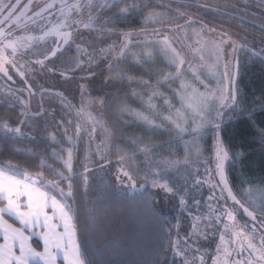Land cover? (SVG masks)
<instances>
[{"label":"snow or ice","instance_id":"obj_1","mask_svg":"<svg viewBox=\"0 0 264 264\" xmlns=\"http://www.w3.org/2000/svg\"><path fill=\"white\" fill-rule=\"evenodd\" d=\"M150 8L151 3L144 0H0V77L11 82L0 93V99L21 107L15 123L7 117L0 118V136L16 141L27 137L34 145H42L44 153L51 148V156L60 164L59 169H53L41 154L38 170L33 173L11 158L0 161V264H93L79 238L76 197L81 189L87 194L89 174L94 166L105 167L113 151L121 162L115 176L117 183L127 180L125 186L133 190L150 186V201L158 202L156 198L162 195L191 221L183 235L179 215L171 226L161 225L167 247L160 245L154 264H169V257L171 264H264V177L246 179L234 187L229 173L238 157L221 135L225 119H233L243 102L236 84L239 61L226 57L224 45L232 53L243 50L258 58H264V47L246 45L227 33L205 36L206 30L216 32V28L197 26L187 18V27L176 25L170 31L154 27V40H141L135 31L122 26V22ZM164 19L165 16L149 12L144 22ZM171 31H175L179 44ZM137 43L147 46L144 55L148 60L156 53L166 58L169 71L159 70L158 74L165 83L179 81V86L171 99L164 97L167 115L158 114L151 119L142 112L135 115L153 128L170 129L169 135L174 133L176 137L174 143L184 145L182 159H157L149 155L155 149L142 140L133 141L131 152L114 146L113 133L104 120V113L114 100L100 93L96 94L98 99H93L84 84L80 85L79 105L57 94L63 115H56L55 108L49 106L51 122L42 101L36 109L31 107L30 98L36 95L34 78L58 74L67 79V71H60L61 68L85 73L81 79L89 86L95 83L92 78L96 71L107 68L113 76L102 77V83L110 85L106 90L115 91L119 85L114 81L125 78L117 71L119 64ZM68 53H72L71 57ZM136 59L139 62L142 57ZM13 72L24 88L13 87ZM188 73L191 79H186ZM141 83L153 87L147 80ZM115 103L121 111H129L122 101ZM97 104L98 108H93ZM149 108H154L151 97ZM81 116L87 117L89 126L81 123ZM260 127L264 139V125ZM206 138L211 139L212 147L209 159L204 161L202 143ZM85 142L87 148L82 149ZM81 151L82 167L77 171L75 161ZM138 153L146 158L145 183L141 185L133 179L140 172L124 166ZM201 167L211 179L200 177ZM181 172L187 174L182 184L175 179ZM205 185L209 188L206 211L201 208L203 200L190 199L193 190L199 192Z\"/></svg>","mask_w":264,"mask_h":264},{"label":"trees","instance_id":"obj_2","mask_svg":"<svg viewBox=\"0 0 264 264\" xmlns=\"http://www.w3.org/2000/svg\"><path fill=\"white\" fill-rule=\"evenodd\" d=\"M144 2H150L151 8L122 22L123 27L135 32L141 31L142 28L143 31L153 30L154 27L168 31L174 29L176 25H185L187 18L197 26L207 25L216 28V32L206 30L205 33L209 35L227 33L233 39L239 38V41L246 45L257 49L264 47L261 43L264 38L262 37L264 0H144ZM149 12L153 15L165 16V19L145 24L144 17L149 15ZM71 55L72 53H68V57ZM136 57L142 59L138 62ZM236 59L239 61L236 84L243 102L233 119H225L221 135L225 143L230 146L231 152L238 157L237 163L229 173V181L234 187H239L241 181L264 177V139L260 127L264 125V58L250 57L245 51L240 50L236 53ZM144 60L147 59L143 53L137 54L136 50L130 49L117 69L125 78L122 81H114L119 85L115 91L106 90L109 87L100 89L101 78L110 75L111 77L106 79H111L113 73L107 68L98 69L92 78L95 83L91 84L93 85L91 97L98 99L96 94L100 93L114 100L112 106L104 113V120L113 133L114 146L131 152L130 146L133 141L142 140L155 149L149 155L157 159H182L184 145L174 143L176 137L174 133L169 135L170 129L163 128L164 130L159 131L157 128L148 127L132 114L131 104L136 95L147 93L152 89L141 83L144 80L151 82L153 79L141 64ZM60 71L72 73L71 69L61 68ZM128 77H131V80ZM3 85L8 87L6 84ZM2 92L0 90V93ZM66 98L69 100V97ZM55 100L58 102L60 99L55 96ZM115 101H122L123 106L129 111H121ZM84 103L86 105L87 101ZM93 108H98V104ZM20 112L19 104L0 99V116L7 115L9 119L11 117L18 120ZM79 119L86 127L89 126L86 116H81ZM49 131L52 129L49 128ZM69 134L71 135V131ZM81 147L86 149L87 143L85 142ZM211 147V139L206 138L202 143L204 161L209 159ZM17 149L22 151L17 152ZM23 149L32 151H23ZM51 152L50 148L44 153L42 145H34L27 137L16 141L0 136V161L11 158L14 163H19L22 169L27 168L33 173L38 170L41 154L53 169L60 168L59 162L51 156ZM169 153H172V156H169ZM83 155L84 151L78 153L79 159L75 161L77 171L82 167ZM109 161L105 165L108 168L107 178L100 174L99 181L95 182L93 173L99 166H94V171L89 174L91 179L87 194H83L82 189L77 193L81 243L93 264H154L160 245L163 243L167 247V241L163 240L161 225L171 226L172 221L179 215L181 235H183V229L189 227L191 221L186 213L180 214L177 207L175 209L173 207L170 211L164 210L162 195L156 198L158 202L150 201L148 199V193L152 191L150 186H146V190L132 192L118 190L114 181L110 179L113 171L117 174L118 165L121 163L115 151L109 155ZM204 161H201V164ZM145 164L146 158L143 153H138L133 160L124 162L126 168L131 166L132 169L140 172V175L133 177L137 184L145 183L143 179ZM186 175V172H181L175 179L182 184ZM199 175L206 180L204 167L200 168ZM208 191L207 185L199 192L193 190L190 199L196 197L204 203ZM191 207L194 209L195 205ZM203 207L202 204L201 208Z\"/></svg>","mask_w":264,"mask_h":264},{"label":"rangeland","instance_id":"obj_3","mask_svg":"<svg viewBox=\"0 0 264 264\" xmlns=\"http://www.w3.org/2000/svg\"><path fill=\"white\" fill-rule=\"evenodd\" d=\"M26 2V0H25ZM37 2L39 3H43L44 0H37ZM75 2V0H69V3H73ZM184 27H187V25H182ZM152 31L153 30H148V31H138L135 32L140 38L141 40L144 39H152L154 40L155 37L152 35ZM167 31V30H165ZM170 31V30H168ZM196 31H199V27L196 28ZM88 33L85 32V35H87ZM171 35L173 37V39L176 40V43L179 44V40L176 39V34L175 31H171ZM181 35H183V33H181ZM205 36H209V37H219L220 35H209L207 33H204ZM49 43H51V41L49 40ZM137 45V46H136ZM134 47H132V50H136L137 54H145V52L148 50L147 46L144 43H137ZM74 47V46H73ZM225 48V53H226V57L229 60H232L233 57L236 58V53H232L229 46L228 45H224ZM184 51H187V49H183ZM142 52V53H141ZM146 56V55H145ZM146 59L148 60L147 56ZM149 62H141V64H143L145 70L151 74V76H153V79L151 80H147L152 84V89L147 92V93H140L137 94L136 97L134 98V101L132 102V114L134 117H136L135 113L136 112H142L145 115L149 116V118H155L158 114H162V115H167V105L164 104V97H168L169 99L172 98L173 92L176 88H178L179 86V81H176L175 83H165L163 81V77L160 76L159 70H163L165 72L169 71L168 68L165 67V65L167 64V60L165 57H163L162 55H160L159 53H156L151 60H148ZM223 63V60H222ZM14 78L16 79V84L13 86L14 88H24V84L23 82H21L19 80V77L15 76V73H12ZM85 73H80V72H72V73H68V78L66 79L65 77L59 76L57 75H52V74H45L43 76H39L37 78H34L33 80V84H34V89L36 91V95L30 98V102H31V107L33 109H36L37 106L41 103V101L43 102V105L46 109L49 110L50 114L48 116V121L51 122L52 121V112H51V108H49V106H51L52 108H55L56 115H63V113L60 111V106H61V101L59 100L58 102L55 100V96L58 97V93L63 94L64 97H69V101H72L73 103L79 105L81 103V96H80V85L84 84L87 92L91 95L93 94V85H87L85 83V81H83L81 79L82 76H85ZM108 78H110L111 76H107ZM106 77V78H107ZM206 79H210L205 75ZM218 78V77H217ZM186 79H191V73H188L186 76ZM157 81H160V84H157ZM213 86H215V79L211 80ZM0 90L3 91L4 89L8 88L11 85V82H5V79L3 77H0ZM8 87H5V85ZM101 87L100 89L103 87L104 88H108L110 87V85H106L101 83ZM96 87V86H95ZM94 87V90H95ZM102 91V90H101ZM100 91V92H101ZM156 92L157 95L153 96V92ZM95 92V91H94ZM162 94V95H161ZM25 96H27V93H24ZM149 97H151V103L152 105H154V108H149ZM74 98V99H73ZM86 102V100L84 101ZM60 103V104H59ZM179 106V104L177 103V107ZM7 117V115H1L0 117ZM9 119V118H8ZM65 119H67L65 117ZM12 123H15L17 120L13 119L10 117L9 119ZM41 120L43 121L44 118L41 117ZM157 123H159V120L156 121ZM47 126V125H45ZM149 127V125H148ZM159 129V131L164 130L163 127L162 128H157ZM158 131V132H159ZM171 131V130H170ZM209 168L214 167L213 164H208ZM107 166L103 167V168H96L94 173H93V177L94 180H96L95 182H98L100 179V174H103L105 178H107L106 176V170H107ZM116 173L113 171L112 174H110V179H112L114 181L115 186L117 187L118 190H122V191H135L133 189H131L130 187H127L125 185H127V180H124V183H117L116 179H115ZM207 179H211V177L207 176ZM103 180V179H102ZM137 184V183H136ZM137 185H141L137 184ZM137 190H141V189H137ZM163 198V197H162ZM164 200V210H168L170 211L171 209L173 210V203H170L169 201H166L164 198L162 199ZM203 208L205 211L207 210V200H205V202L203 203ZM175 209V207H174ZM176 215V213H174ZM176 217V216H175ZM246 219V218H245ZM213 249L215 247V245L212 246ZM210 254H214V253H210ZM210 264V261H209Z\"/></svg>","mask_w":264,"mask_h":264}]
</instances>
